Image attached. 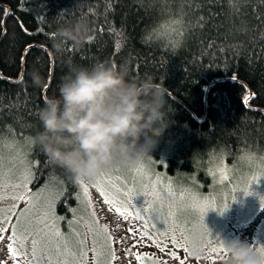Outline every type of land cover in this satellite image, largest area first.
I'll list each match as a JSON object with an SVG mask.
<instances>
[{
	"label": "trees",
	"instance_id": "trees-1",
	"mask_svg": "<svg viewBox=\"0 0 264 264\" xmlns=\"http://www.w3.org/2000/svg\"><path fill=\"white\" fill-rule=\"evenodd\" d=\"M79 17L89 20L94 39L80 50L66 46L63 59L83 66L127 60L132 75L153 76L167 88L170 125L148 157L152 163L160 159L155 164L163 173L195 175L204 185L213 159L222 157L225 165L246 155L264 161V0H0L5 138L42 131L39 110L47 97L58 95L67 71L50 52L49 34L58 23ZM167 25L182 35H165ZM34 69L47 87L32 86ZM29 157L38 162L30 187L39 189L54 177L66 189L55 213L72 219L77 184L39 146L31 145ZM61 229L68 231L63 221Z\"/></svg>",
	"mask_w": 264,
	"mask_h": 264
},
{
	"label": "snow or ice",
	"instance_id": "snow-or-ice-1",
	"mask_svg": "<svg viewBox=\"0 0 264 264\" xmlns=\"http://www.w3.org/2000/svg\"><path fill=\"white\" fill-rule=\"evenodd\" d=\"M8 14L5 9L4 16ZM4 24L5 20L0 19V28ZM172 33L180 36L182 30L165 26L164 34L171 37ZM93 39L91 37L89 43ZM21 59L23 62V57ZM20 79H23V73ZM244 103L247 105L249 98H245ZM32 144L31 137L17 139L12 135L9 139L0 133V264H172L173 261L188 264V237L197 227L208 234L205 253L200 260L205 264H216L218 259H227L222 241L219 237L211 238L204 219L209 211L223 214L230 205L218 207L215 200L195 195L191 196L189 204H184V193H178L171 182H163L159 174L150 175L143 163L133 170L138 178L132 181H124L121 176H112L105 170L94 182H79L80 191L76 194L79 206L71 209L72 219L56 215L55 206L66 189L57 185L52 177L43 188L36 192L31 190L29 185L38 165L29 157ZM245 158L251 159L248 155ZM217 159L220 161L217 171L222 179H227L222 157ZM115 171L119 172V169ZM210 174L215 176L216 172ZM261 179H264V167L249 177L242 187H237V193L253 195L251 187ZM89 187L96 190L100 204L106 206L99 213ZM138 196L145 197L148 209L155 202L169 209L166 214L160 212L157 216L166 225L163 230L157 229L155 224L149 230V222L133 203ZM20 202L25 206L18 212ZM260 205L264 209V197L260 198ZM185 207L197 210V222L183 215ZM104 216L108 222L101 224L100 218ZM62 221L68 226L67 232L61 231ZM146 242L160 255L141 251ZM178 249L184 253L183 257ZM253 251L264 264V249L253 248Z\"/></svg>",
	"mask_w": 264,
	"mask_h": 264
},
{
	"label": "clouds",
	"instance_id": "clouds-1",
	"mask_svg": "<svg viewBox=\"0 0 264 264\" xmlns=\"http://www.w3.org/2000/svg\"><path fill=\"white\" fill-rule=\"evenodd\" d=\"M91 33L86 17L58 23L52 32L50 52L67 71L58 84V95L44 100L38 113L42 131L32 137L33 144L74 184L94 182L116 163L138 166L159 146L173 111L163 82L132 75L127 60L119 65L108 60L83 66L72 58L63 59L66 46L83 49ZM29 75L33 87L46 86L38 70ZM207 239L202 228L190 233L192 259L203 257ZM221 241L227 257L224 264H261L253 246Z\"/></svg>",
	"mask_w": 264,
	"mask_h": 264
},
{
	"label": "rangeland",
	"instance_id": "rangeland-1",
	"mask_svg": "<svg viewBox=\"0 0 264 264\" xmlns=\"http://www.w3.org/2000/svg\"><path fill=\"white\" fill-rule=\"evenodd\" d=\"M239 160H237L239 161L238 164H223V168L226 169L224 175L227 176V179H222L221 173L217 171V166L220 162L219 160L213 159L210 164V170H208L207 182L204 185H202L201 181L195 175L170 176L163 173V171L156 167L160 159L155 162L156 164L152 163L154 161L148 158L141 163L145 165L146 170H150V175L152 173L159 174L163 182H171L172 187L178 193L183 192L184 199L182 203L184 204H189L191 202V196L195 195L209 197L215 200L218 207H222L224 204L230 205L223 214H218L217 211H209L206 214L204 223L210 230L211 238L215 239L219 237L220 240L224 241L240 240L242 238L245 239L244 234L250 232L253 236L251 246H253L254 250L264 249V221L260 223L258 221V215L263 210L260 205V198L264 197V179L252 185L251 191L254 194L251 196H246L243 192L237 193L236 191L237 187H242L244 182L254 173H259L260 169L264 167V161L261 162L259 158H257V160L253 162V160L246 159L245 157ZM148 161L150 162L148 163ZM139 165L129 167L124 164L116 163L106 170L112 176L119 175L124 181H132L134 178H138L133 170L138 168ZM117 168L119 172L115 171ZM210 172H216V175L214 176L210 174ZM39 189L35 190L31 188L33 192ZM79 191L80 188L77 185V193ZM89 192L92 195L94 204L97 205V212H101L103 210V205L99 203V194L91 187H89ZM133 203L137 210L143 212L142 214L145 220L149 222V230H152V224H155L156 228L159 230H163L166 227L157 216L160 212L166 214L169 210L167 207L159 202H155L152 208L148 209L147 205H145V197L143 196L136 197ZM24 206V203L20 202L17 211L19 212ZM144 208L146 209L145 211H143ZM157 210H159V212ZM183 215L190 217L193 222L198 221L199 214L194 208L185 207L183 209ZM106 222H108L106 216L100 218L101 224ZM231 226L233 227V231L230 235L227 230L228 228L230 229Z\"/></svg>",
	"mask_w": 264,
	"mask_h": 264
},
{
	"label": "flooded vegetation",
	"instance_id": "flooded-vegetation-1",
	"mask_svg": "<svg viewBox=\"0 0 264 264\" xmlns=\"http://www.w3.org/2000/svg\"><path fill=\"white\" fill-rule=\"evenodd\" d=\"M99 203H100V201H99ZM104 207L105 206H103V208ZM106 216H107V214H106ZM258 221H259V223L264 221V209L259 213ZM232 231H233V227L231 226L230 229L228 228L227 232L231 235ZM244 236H245V239L242 238L239 241L246 242L247 244H249L251 246V242H252V238H253L251 233L248 232V233L244 234ZM141 251H143L145 253H156L157 255H160V253H158V250L155 249L154 247H152L151 244L147 243V242L145 243V246ZM177 251L181 254L182 257L184 256V253L182 252V250L178 249ZM117 264H121V262H117ZM124 264H126V262H124ZM172 264H176V262L173 261ZM188 264H205V261H203V260L197 261V260H194L191 257H189L188 258ZM216 264H224V261L218 259Z\"/></svg>",
	"mask_w": 264,
	"mask_h": 264
}]
</instances>
